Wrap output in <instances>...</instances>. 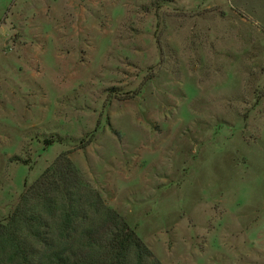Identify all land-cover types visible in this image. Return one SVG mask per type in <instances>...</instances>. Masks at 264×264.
Wrapping results in <instances>:
<instances>
[{
  "label": "rangeland",
  "instance_id": "rangeland-1",
  "mask_svg": "<svg viewBox=\"0 0 264 264\" xmlns=\"http://www.w3.org/2000/svg\"><path fill=\"white\" fill-rule=\"evenodd\" d=\"M64 150L163 264H264V0H0V220Z\"/></svg>",
  "mask_w": 264,
  "mask_h": 264
},
{
  "label": "trees",
  "instance_id": "trees-1",
  "mask_svg": "<svg viewBox=\"0 0 264 264\" xmlns=\"http://www.w3.org/2000/svg\"><path fill=\"white\" fill-rule=\"evenodd\" d=\"M0 264L163 263L64 150L0 220Z\"/></svg>",
  "mask_w": 264,
  "mask_h": 264
}]
</instances>
